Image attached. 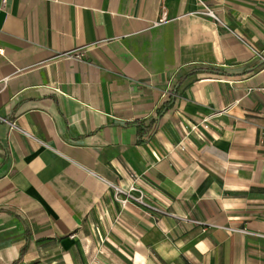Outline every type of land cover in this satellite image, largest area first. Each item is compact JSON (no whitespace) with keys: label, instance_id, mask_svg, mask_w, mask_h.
<instances>
[{"label":"crops","instance_id":"crops-1","mask_svg":"<svg viewBox=\"0 0 264 264\" xmlns=\"http://www.w3.org/2000/svg\"><path fill=\"white\" fill-rule=\"evenodd\" d=\"M0 117V264H264V0H0Z\"/></svg>","mask_w":264,"mask_h":264},{"label":"built area","instance_id":"built-area-1","mask_svg":"<svg viewBox=\"0 0 264 264\" xmlns=\"http://www.w3.org/2000/svg\"><path fill=\"white\" fill-rule=\"evenodd\" d=\"M5 1V0H3ZM202 4V8L200 10L197 11L198 14L210 17L212 19H214L215 21H219L218 16L215 14V12L213 11V9L207 5H205L204 3ZM164 18L162 17L160 19V21H163ZM251 52L253 53V55L257 56V57H261L260 53L257 52L256 50H254L253 48L249 47ZM68 55V54H67ZM78 56V55H77ZM227 109L224 108L220 111H216V113H214L213 115H209L206 116L204 118L201 119L200 122H198L197 124H191L189 123L186 126V132L184 135H182L180 137V139L177 141L176 143V147L180 148L181 150H184L186 147V141L190 136V133L192 131H197L198 127H202V128H208L209 127V121L211 119L212 116L214 115H218V114H222V113H226ZM0 119L4 122H6L7 124H9L11 127L17 128L16 125L13 122H10L9 120L0 117ZM18 129V128H17ZM21 132L26 133L25 131L19 129ZM27 134V133H26ZM35 138V137H33ZM37 141H39L40 143H42L45 147H49L46 143H44L43 141H40L39 139L35 138ZM263 140L262 138H259L258 143H262ZM111 186L114 189V199L115 201L119 202L122 206L126 205L127 203H133L135 205H137L138 207L144 208L146 210L151 211L152 213L158 214V213H166V209L157 207L149 202H147L144 197L143 194L138 190V188L134 185L131 184L128 189L126 190H122L121 188H119L117 185L111 184ZM231 231H235V232H244L246 233L247 231L242 230V229H237V228H230ZM254 235H261L258 233H251Z\"/></svg>","mask_w":264,"mask_h":264}]
</instances>
